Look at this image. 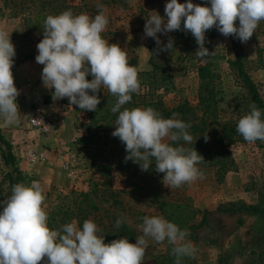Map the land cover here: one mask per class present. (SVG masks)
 Returning <instances> with one entry per match:
<instances>
[{
    "label": "rangeland",
    "instance_id": "374dc122",
    "mask_svg": "<svg viewBox=\"0 0 264 264\" xmlns=\"http://www.w3.org/2000/svg\"><path fill=\"white\" fill-rule=\"evenodd\" d=\"M167 2L0 0V30L9 33L16 51L14 61L19 65L35 60L38 55L36 46L43 39V22L48 15L71 10L77 15L86 13L94 17L97 4L103 5L109 22L102 37L109 44H119L125 51L137 44L146 52L144 61L148 70L138 71L141 87L135 106L129 109L152 107L171 110L186 106L190 119L201 117L198 96L200 72L204 69L203 77L218 99L216 126L229 134L227 149L234 162L233 168L216 181L214 169L197 166L203 178L170 189L163 184L164 174L155 171L154 163L148 171H142L138 163L126 162L128 153L118 137L100 134L101 138H89L85 132L89 111L64 103L59 112L69 116L71 126L57 132L59 141L56 145H43L48 154L44 162L29 163L23 155L28 142L12 144L0 134V201L11 194L9 174L12 166L4 163V154L10 150L16 157L14 165L20 173L16 183L30 185L33 180L41 183L52 229L72 221L82 228L85 220H92L105 238L113 235L122 238L131 234L135 243L136 238L143 234L138 228L141 218L162 216L152 199L157 194L158 197L187 204L192 213V223L198 224L203 220L194 232L196 238H186L197 249L195 259H186L189 264H218L219 260L223 264H264V211H260L264 209V142L248 143L236 132L238 120L250 111L252 103L235 63L230 36H223L216 28L205 33L204 46L209 52L215 51V55L205 63L194 56L199 46L190 32L183 31V23L181 30L166 35L158 33L162 42L160 46L151 37L147 43H141L140 33L144 31L150 12L156 11L165 17ZM178 2L186 3L187 0ZM192 2L210 6L209 0ZM236 24L239 26L238 20ZM169 39L173 40L174 48L158 51ZM237 42L242 70L264 101V21L246 43L239 39ZM87 79L91 80L92 76L89 74ZM176 114L175 118L181 120V114ZM28 115L22 114V124L27 122ZM168 118H173V114ZM29 131L37 134L34 130ZM104 166L110 169L105 171ZM72 168L76 170L75 179L68 175ZM117 219H123L121 226H126L129 232L121 226L116 227ZM146 239L148 248L144 264H172L166 259L171 254L172 245L167 241L156 243L151 238Z\"/></svg>",
    "mask_w": 264,
    "mask_h": 264
},
{
    "label": "clouds",
    "instance_id": "9594fccd",
    "mask_svg": "<svg viewBox=\"0 0 264 264\" xmlns=\"http://www.w3.org/2000/svg\"><path fill=\"white\" fill-rule=\"evenodd\" d=\"M209 3L206 6L192 0L186 3L168 0L164 9L166 19L156 11L150 12L144 36L153 38L160 46L162 42L157 34L181 30L183 23V31L190 32L199 46L194 56L205 63L215 55V51L209 52L204 46L208 30L216 28L223 36H234L246 43L264 21V0H209ZM96 7L94 17L65 10L45 18L43 39L36 46L35 57L43 65V85L54 89L53 100L68 98L70 105L86 111L97 110L101 102L98 93L101 88L106 89L117 98L111 108L112 113H118L111 134L125 145L126 162L138 163L142 171H148L154 163L155 171L164 174L162 182L170 189L203 178L197 165L204 158L195 148L179 143L192 142L190 124L176 119V113L173 118H164L152 107L121 110L131 102L132 94L140 91L138 71L129 64L127 53L119 44H109L102 37L109 21L104 6ZM173 44L169 39L158 51H170ZM15 56L9 33L0 30V118L8 125L19 124L21 117L16 102L20 93L12 72ZM89 74L91 80L87 79ZM249 108L238 120L236 132L248 143L264 142L262 112L255 103ZM45 200L41 183L33 180L30 185H12L11 194L0 201L3 205L0 264H144L146 238L172 245L175 264H182L184 257L196 258V247L186 239L190 235L188 230H182L163 216L142 217L138 228L143 234L135 243L126 236L105 243L101 229L92 220H85L82 228L76 221L58 229L50 228ZM123 222L117 219L116 227Z\"/></svg>",
    "mask_w": 264,
    "mask_h": 264
},
{
    "label": "trees",
    "instance_id": "16d2710c",
    "mask_svg": "<svg viewBox=\"0 0 264 264\" xmlns=\"http://www.w3.org/2000/svg\"><path fill=\"white\" fill-rule=\"evenodd\" d=\"M112 1L122 2L123 0ZM230 40L236 56L235 63L239 69V75L243 77L245 87L250 95L249 97L251 103L256 104L257 108L262 112V117H264V101L260 98L253 82L242 70V62L237 38L230 36ZM203 71L204 69L200 72L201 86L200 94L198 96V105L202 108L201 117H192L190 119L188 116L189 109L186 108V106H180L171 110H167L165 108L156 109L164 118L170 117L173 113L181 114V120L191 125L188 131L193 137L192 142L190 144L184 143L183 141L179 143L186 148H195V150L204 158V161L197 166L214 169L216 181H219L223 175L233 168L234 162L231 158L229 150L227 149V146L230 144V141L228 140L229 134L225 130H221L216 126L218 117V99L216 98L210 83L205 81L202 74ZM98 95L101 102L97 106V110L89 111L88 113L87 130L85 132H87L89 138H101L100 134L108 136L116 127L114 123L118 113H112L111 108L115 104L117 98L111 95L107 90L102 89L99 91ZM136 97L137 93L132 94L131 102L124 105L121 110H123L124 107L129 108L131 106H135ZM205 136H207V142L205 141ZM174 146L176 145L174 144ZM15 161L16 157L10 150H8L4 154V163L12 166V170L9 174L11 181L10 187L16 184V182L20 179V173L14 165ZM104 169L105 171H108L110 167L104 166ZM12 174H15L16 176L13 177ZM152 199L157 203L162 216L166 220L177 224L182 230H188L190 233L187 237L188 239L193 240L196 238V234H194V232L196 228L201 225L203 220H201L198 224L192 223V213L188 209L189 207L187 204L174 202L164 196L158 197L157 194H154ZM260 211H264V209ZM121 227L128 230V228L124 225ZM126 237L131 243H133V236H131V234L126 235ZM119 238L121 237L118 235H113L112 237L108 236L105 238V243H110L112 240ZM166 259L168 260V263L171 262L172 264H175V257L172 254L166 256ZM186 259H188V257H184L182 259V264H189V261ZM218 264L223 263L219 260Z\"/></svg>",
    "mask_w": 264,
    "mask_h": 264
},
{
    "label": "crops",
    "instance_id": "0c3cea01",
    "mask_svg": "<svg viewBox=\"0 0 264 264\" xmlns=\"http://www.w3.org/2000/svg\"><path fill=\"white\" fill-rule=\"evenodd\" d=\"M143 48L144 47H140L136 44L134 48L126 50L129 64L135 66L137 71L148 70V64L144 61V55L146 52H144L145 50ZM140 55L142 56L140 57ZM130 57L133 58V60H130ZM42 69L43 65L38 64L36 60L16 65L15 70L13 71V76L15 86L20 93L16 100L21 114L20 123L8 125L2 118H0V134L4 135V138L12 144H18L24 141L28 142L26 145L27 151L43 154L47 158L48 154L43 145H56L59 141L58 135H50L48 137L39 136L38 134L35 135L34 132L29 131L32 129L29 128L28 121L25 124H22V114H29V118L34 106L47 107L52 105L54 106V111L57 112L62 119V124L57 132L69 129L71 123L68 115L65 113L61 115L59 112L64 103H69L68 98L59 100L52 99V92H54V89H47L43 85L41 79Z\"/></svg>",
    "mask_w": 264,
    "mask_h": 264
},
{
    "label": "built area",
    "instance_id": "2783aa9c",
    "mask_svg": "<svg viewBox=\"0 0 264 264\" xmlns=\"http://www.w3.org/2000/svg\"><path fill=\"white\" fill-rule=\"evenodd\" d=\"M146 23V22H145ZM149 40V37L144 36V31L140 33V41L141 43H147ZM16 64L14 61V65L12 67V72L15 70ZM35 120H41L39 122H34ZM28 125L29 127L36 131L37 134H41L44 136L47 135H56L57 131L59 130L62 119L60 115L54 111V106L50 105L47 107L43 106H34L32 109V113L30 117L28 118ZM24 158L29 163H36V162H44L46 160L45 155L38 154L36 152L32 151H26L24 152ZM69 177L72 179L76 178V170L70 169L68 173Z\"/></svg>",
    "mask_w": 264,
    "mask_h": 264
}]
</instances>
